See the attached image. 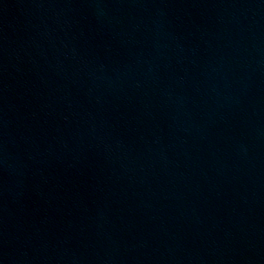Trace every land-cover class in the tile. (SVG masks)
<instances>
[{
  "label": "water",
  "instance_id": "95a60500",
  "mask_svg": "<svg viewBox=\"0 0 264 264\" xmlns=\"http://www.w3.org/2000/svg\"><path fill=\"white\" fill-rule=\"evenodd\" d=\"M0 264H264V0H0Z\"/></svg>",
  "mask_w": 264,
  "mask_h": 264
}]
</instances>
